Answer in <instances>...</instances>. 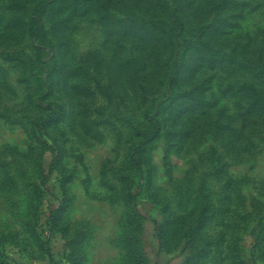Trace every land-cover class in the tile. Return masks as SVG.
Here are the masks:
<instances>
[{"label": "rangeland", "instance_id": "374dc122", "mask_svg": "<svg viewBox=\"0 0 264 264\" xmlns=\"http://www.w3.org/2000/svg\"><path fill=\"white\" fill-rule=\"evenodd\" d=\"M232 2L215 45L234 62L210 54L145 99L139 50L96 13L51 8L40 45L0 0V264H264V133L240 128L236 92L264 55V0Z\"/></svg>", "mask_w": 264, "mask_h": 264}, {"label": "trees", "instance_id": "16d2710c", "mask_svg": "<svg viewBox=\"0 0 264 264\" xmlns=\"http://www.w3.org/2000/svg\"><path fill=\"white\" fill-rule=\"evenodd\" d=\"M29 3H34L30 10L27 9L30 6ZM230 5H234L232 0H18L17 9L22 10L20 13H24L26 17L25 21L24 18L20 20V24L22 20L24 21L25 32L31 38L38 39L40 45L50 41L43 24V16L51 8L57 7V12L65 9L85 15L96 13L101 24L114 31L116 42L131 40L139 50L136 55L140 63L138 65L131 63L134 69L132 77L137 74L146 76L144 84L141 85L143 96L146 99L149 97V92L154 89L156 91H161V88L165 91L171 90L172 77H177L184 68L188 74L190 73L189 75H196L215 68L216 62L210 54H221L222 51L220 45H215V42L231 35L234 27L228 21L230 15L227 11L230 10ZM10 22L17 24L14 17L10 18ZM215 46H218V50L213 53ZM125 49L122 53L116 54L117 57L121 56L122 61L117 58L120 69L123 63L131 62L128 60L129 57L124 56ZM221 55L223 57L229 55V63L234 62L231 54ZM21 56V53L9 52L5 54V60L21 61ZM193 62L195 63L192 64ZM130 68L126 67L123 73L117 70L118 77L129 80L127 71ZM250 70L252 80H244L236 91L243 99L240 128L245 131L250 125L257 126L260 129L259 135L263 136L264 55L259 57L258 62L252 64ZM0 84L1 104L3 90L7 91L8 84L1 78ZM72 85L76 90L90 89L88 85H82L81 82ZM193 91L195 89L184 90L185 93L198 100L197 95L200 93L193 94ZM190 111H186L189 113L187 118H191ZM205 115L211 117L208 112ZM59 118L60 115H55L52 119L56 121ZM248 119L252 121L247 125L246 120ZM42 121L40 120L37 127ZM223 127L224 124L220 126L221 129ZM156 131L152 130L145 136L152 135ZM243 140L247 143H254L247 134ZM245 149L247 150L246 144L242 145V150Z\"/></svg>", "mask_w": 264, "mask_h": 264}, {"label": "crops", "instance_id": "0c3cea01", "mask_svg": "<svg viewBox=\"0 0 264 264\" xmlns=\"http://www.w3.org/2000/svg\"><path fill=\"white\" fill-rule=\"evenodd\" d=\"M49 261H50V259H49ZM49 264H51V263H49Z\"/></svg>", "mask_w": 264, "mask_h": 264}]
</instances>
